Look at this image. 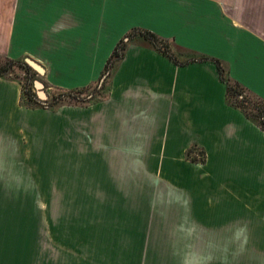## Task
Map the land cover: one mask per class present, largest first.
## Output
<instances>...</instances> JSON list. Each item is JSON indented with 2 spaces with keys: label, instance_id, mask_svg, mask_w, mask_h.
<instances>
[{
  "label": "crops",
  "instance_id": "crops-1",
  "mask_svg": "<svg viewBox=\"0 0 264 264\" xmlns=\"http://www.w3.org/2000/svg\"><path fill=\"white\" fill-rule=\"evenodd\" d=\"M132 28L223 61L234 81L264 100V0H0V56L37 62L49 88L96 82ZM20 99L21 85L0 78V141H9L1 142L0 155L12 150L15 166L31 171L33 162L39 170L43 147L31 148V134L60 129L76 147L75 156L63 147L65 171L90 165L95 187L108 194L97 202H138L141 213L154 203L157 213L149 217L164 230L246 219L247 203L227 186L236 183L238 191L245 180L257 179L245 159L250 155L256 164L264 158V132L225 103L212 63L180 67L130 45L107 100L53 113L23 108ZM191 144L205 151L204 164L185 159ZM133 188L139 201L129 196ZM165 188L173 196L164 195Z\"/></svg>",
  "mask_w": 264,
  "mask_h": 264
},
{
  "label": "rangeland",
  "instance_id": "rangeland-1",
  "mask_svg": "<svg viewBox=\"0 0 264 264\" xmlns=\"http://www.w3.org/2000/svg\"><path fill=\"white\" fill-rule=\"evenodd\" d=\"M16 73L19 81L25 79L22 72ZM35 80L44 84L47 97L56 93L44 76L35 74ZM31 94L41 105L46 101L38 100L34 85ZM72 143L60 129L31 134V148L43 147L39 170L33 162L31 171L15 166L18 156L10 149L0 155V264H264V158L256 164L250 155L245 159L257 179L245 180L239 193L236 183L231 187L228 182V194L232 190L233 197L247 203L246 219L225 221L226 227L197 222L195 228L164 230L150 218L157 213L154 203L141 213L138 208L144 205L138 202H97L107 200L108 194L95 187L90 165L84 171H65L61 152L66 146L75 156ZM137 190L129 196L139 201ZM164 190V195L173 196ZM123 207L130 210L122 212ZM164 231L169 234H161Z\"/></svg>",
  "mask_w": 264,
  "mask_h": 264
},
{
  "label": "trees",
  "instance_id": "trees-1",
  "mask_svg": "<svg viewBox=\"0 0 264 264\" xmlns=\"http://www.w3.org/2000/svg\"><path fill=\"white\" fill-rule=\"evenodd\" d=\"M130 45L152 50L180 67L192 63H212L217 70L221 83L225 86V103L239 111L247 120L264 132V100L234 81L229 76L227 66L223 61L182 49L171 41L142 28L130 29L117 42L104 65L100 78L96 82L71 90L53 87L56 93L49 94L42 105L35 101L36 97L31 94L33 88L31 78L36 73L24 63L23 59L13 60L0 56V78L17 81L21 85L20 106L26 109H44L56 112L63 106L88 107L108 99L112 76ZM180 52L185 57H180L178 55ZM17 71L24 75L23 81H19L16 76ZM184 155L185 159L191 163L204 164L205 162L204 150L196 144L191 145Z\"/></svg>",
  "mask_w": 264,
  "mask_h": 264
},
{
  "label": "water",
  "instance_id": "water-1",
  "mask_svg": "<svg viewBox=\"0 0 264 264\" xmlns=\"http://www.w3.org/2000/svg\"><path fill=\"white\" fill-rule=\"evenodd\" d=\"M24 63L28 67H30L38 76H43L44 75V73H45L44 68L41 65H39L37 62L33 61L30 58H25L24 59ZM33 85H34V87L37 90L38 100L41 103H43V101H45L47 99V96H46L45 92L43 91L44 84L41 81H39V80H35L33 82Z\"/></svg>",
  "mask_w": 264,
  "mask_h": 264
}]
</instances>
